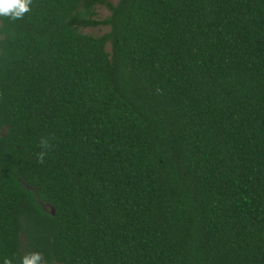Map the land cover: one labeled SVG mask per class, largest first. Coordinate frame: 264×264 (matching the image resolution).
<instances>
[{"label": "trees", "instance_id": "trees-1", "mask_svg": "<svg viewBox=\"0 0 264 264\" xmlns=\"http://www.w3.org/2000/svg\"><path fill=\"white\" fill-rule=\"evenodd\" d=\"M32 251L264 264V0L0 16V261Z\"/></svg>", "mask_w": 264, "mask_h": 264}, {"label": "clouds", "instance_id": "clouds-1", "mask_svg": "<svg viewBox=\"0 0 264 264\" xmlns=\"http://www.w3.org/2000/svg\"><path fill=\"white\" fill-rule=\"evenodd\" d=\"M31 0H0V16H8L11 19H20L30 11ZM43 154H41V159ZM0 264H13L11 259H4ZM19 264H46L43 253L32 251L23 255Z\"/></svg>", "mask_w": 264, "mask_h": 264}, {"label": "rangeland", "instance_id": "rangeland-1", "mask_svg": "<svg viewBox=\"0 0 264 264\" xmlns=\"http://www.w3.org/2000/svg\"><path fill=\"white\" fill-rule=\"evenodd\" d=\"M108 1L113 3V4H117L119 0H108ZM97 14H98L97 18L99 20H103V19L107 18L111 13H110L109 9L106 6H99L98 9H97ZM83 31H84V33H87V34L101 36V35L107 33L109 31V28L105 27V26H101V27H98V28L85 29ZM109 49H110V47H108V50Z\"/></svg>", "mask_w": 264, "mask_h": 264}]
</instances>
